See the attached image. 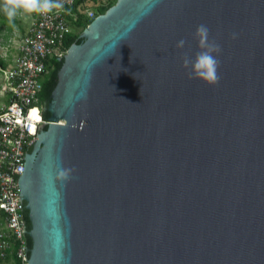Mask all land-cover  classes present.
<instances>
[{
    "label": "water",
    "instance_id": "obj_1",
    "mask_svg": "<svg viewBox=\"0 0 264 264\" xmlns=\"http://www.w3.org/2000/svg\"><path fill=\"white\" fill-rule=\"evenodd\" d=\"M200 25L215 84L183 66ZM45 110L16 184L26 264H264V0H115Z\"/></svg>",
    "mask_w": 264,
    "mask_h": 264
},
{
    "label": "built area",
    "instance_id": "obj_2",
    "mask_svg": "<svg viewBox=\"0 0 264 264\" xmlns=\"http://www.w3.org/2000/svg\"><path fill=\"white\" fill-rule=\"evenodd\" d=\"M79 0H64V9L46 15L33 14V23L14 42L8 65L0 68V264H26L29 247L22 231L16 184L37 134L47 120L41 119L44 104L37 101L50 60L66 52L64 38L71 34L69 19ZM86 19L96 17L89 9ZM33 113V116H31Z\"/></svg>",
    "mask_w": 264,
    "mask_h": 264
},
{
    "label": "clouds",
    "instance_id": "obj_3",
    "mask_svg": "<svg viewBox=\"0 0 264 264\" xmlns=\"http://www.w3.org/2000/svg\"><path fill=\"white\" fill-rule=\"evenodd\" d=\"M63 9L64 0H0V11L10 24L18 15L25 17L33 14L46 15ZM194 38L198 40L199 47L204 50L197 52L194 59L184 57L183 66L189 78H200L208 84L218 83L219 61L213 53H219L220 46L215 41H209L208 28L204 25L198 26ZM184 45L185 41L180 40L176 47L183 48Z\"/></svg>",
    "mask_w": 264,
    "mask_h": 264
},
{
    "label": "trees",
    "instance_id": "obj_4",
    "mask_svg": "<svg viewBox=\"0 0 264 264\" xmlns=\"http://www.w3.org/2000/svg\"><path fill=\"white\" fill-rule=\"evenodd\" d=\"M111 1L114 4L115 0H79L75 4L74 8L72 9V12L76 13L77 17L74 21H71L69 19L68 25L70 26L71 29L80 28L83 30L91 21V20L86 19L83 15V11L86 9V8H84V6L99 4V2H105V6L104 7L101 6L103 10L99 9L98 14H96L94 12V14L97 16L99 14H102L105 10H107L110 6L113 5L112 3H109ZM2 22H4L7 25H10V23L6 19H3ZM78 38H79V36L76 34H73V33L67 34L64 38L63 49L67 50L68 47L71 44H74ZM61 61H62V59L59 61H56L55 59H52L49 61L47 68H46L47 72L44 76V79L41 82V89L37 95V101L39 103L44 104L45 108L47 106L50 93L55 86L56 73L60 67ZM4 67H5V63L3 62V60H0V68H4ZM48 118H49V114L45 110L41 115V119L46 121ZM27 244H28V247L30 249L31 244H30V240L28 237H27Z\"/></svg>",
    "mask_w": 264,
    "mask_h": 264
},
{
    "label": "rangeland",
    "instance_id": "obj_5",
    "mask_svg": "<svg viewBox=\"0 0 264 264\" xmlns=\"http://www.w3.org/2000/svg\"><path fill=\"white\" fill-rule=\"evenodd\" d=\"M109 3H112V1ZM101 6L104 7L105 2L87 5L84 6V8L89 9L90 11H93L98 14L99 9L103 10ZM3 19L7 20L3 12L0 11V60H3L6 66L8 65L11 55L13 54L14 42L18 39L19 36H22L24 34V32L29 26H31L34 19L33 15L28 17L18 15L10 25H7L2 22ZM71 32L79 36L82 32V29H72Z\"/></svg>",
    "mask_w": 264,
    "mask_h": 264
},
{
    "label": "bare ground",
    "instance_id": "obj_6",
    "mask_svg": "<svg viewBox=\"0 0 264 264\" xmlns=\"http://www.w3.org/2000/svg\"><path fill=\"white\" fill-rule=\"evenodd\" d=\"M31 116H33V113H31Z\"/></svg>",
    "mask_w": 264,
    "mask_h": 264
}]
</instances>
